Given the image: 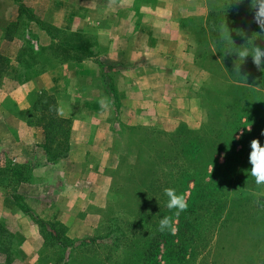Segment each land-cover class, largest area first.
Wrapping results in <instances>:
<instances>
[{"label": "trees", "instance_id": "1", "mask_svg": "<svg viewBox=\"0 0 264 264\" xmlns=\"http://www.w3.org/2000/svg\"><path fill=\"white\" fill-rule=\"evenodd\" d=\"M222 3L223 6L209 10L206 39L211 46L207 45L195 60L211 79L228 84L224 99L215 97L213 101L214 107L223 113L215 111L214 114L212 110L199 129L180 126L165 134L164 148L150 143L146 144L147 152L138 146L139 155L135 152L132 161L123 158L117 168L121 181L117 184V207H108L106 227L96 226L92 236L80 240L69 239L62 224L44 221L22 204L28 199L18 189L26 181L28 167H0V188L42 238L39 264L47 261L54 264H225L216 257L208 260L220 241L246 238L250 246L260 231L264 233V189L257 187L250 175L249 162L251 142L257 140L264 146V66L255 65L251 56L242 61L235 53L228 52L252 46L264 50V30L254 21L252 0H223ZM20 10L26 11L22 6ZM224 26L232 40L226 35L222 37V30L227 33ZM52 29L59 34L63 32L52 27L43 29L55 41ZM63 48L65 53L74 51L92 56L87 46ZM37 49L40 54L37 58L33 46L25 50L29 62H20L24 67L18 68L27 71L39 67L37 74L45 72L48 60L40 58L56 49L52 46ZM2 72L4 62L0 60ZM37 97L24 113L28 114L25 123L42 129L40 147L47 163H55L68 151L71 122L58 116L53 97L46 93ZM243 120H248L246 130H243ZM241 129L243 134L237 141ZM165 188H175L185 198L188 207L179 216L165 206ZM164 216L171 217L174 232L157 230ZM22 239L20 233L0 223V264L21 259ZM253 264H264V257Z\"/></svg>", "mask_w": 264, "mask_h": 264}, {"label": "crops", "instance_id": "2", "mask_svg": "<svg viewBox=\"0 0 264 264\" xmlns=\"http://www.w3.org/2000/svg\"><path fill=\"white\" fill-rule=\"evenodd\" d=\"M202 1L196 0L195 7V0H0V51L4 47L7 50L10 45L21 48V39L29 34L35 36V41L50 42L37 23L42 21L67 33L97 36V47L102 52L99 60L105 67L117 68L113 90L118 110L105 100L107 81L93 74L97 64L90 59L51 64L45 72L29 80L20 76L0 97V120L6 115L28 110L29 95L33 92L36 96L46 93L53 97L58 116L71 122L68 151L55 163H47L44 152L41 155L39 140L29 141V153L15 159L16 163L32 164L28 166L26 181L20 185L18 193L28 199L46 201L40 218L63 224L69 239H82L93 234L95 221L89 215L83 217L79 213L83 211V205H100L101 201L94 203L88 194L104 199L109 189L107 172L114 170L121 158L129 162L134 159L135 149L122 130L136 126L141 118L147 124V116L153 107L162 105L159 110H166L163 105L169 96L164 89L166 84L176 80L182 83L194 81L192 76L179 75L194 71L193 45L184 26L172 22L196 17ZM114 2H117L115 8ZM21 6L33 9L35 18L32 16L26 22L19 14ZM7 39L10 45H7ZM18 66L24 67V64L17 63ZM17 70L23 72L21 75L26 72ZM172 70L176 74H171ZM93 77L95 82H90ZM75 78H86L87 82L77 86L72 84ZM108 92L112 94L110 90ZM195 98L183 97L188 106H183L184 110L191 108ZM113 114L117 121L111 128L108 117ZM5 130L4 137L8 141L14 139V135L19 137L23 130L33 132L20 121L16 128ZM32 152L38 153L37 162H29ZM68 194L87 195V198L79 199L82 204L68 205ZM4 207L16 211L9 199L1 197L0 217L2 211L4 216L7 215ZM16 221L15 226H19L22 233L23 251L32 256L30 264H37L40 237L27 217L20 215ZM50 263L54 264L53 261Z\"/></svg>", "mask_w": 264, "mask_h": 264}, {"label": "rangeland", "instance_id": "3", "mask_svg": "<svg viewBox=\"0 0 264 264\" xmlns=\"http://www.w3.org/2000/svg\"><path fill=\"white\" fill-rule=\"evenodd\" d=\"M196 2V0H195ZM223 0H203L200 6V10L197 11L196 17H187L185 18L184 22H172L174 24H180V26H184L185 30L189 34L190 40L193 45V51H191V57L193 58V61L195 62V68L194 71H185L179 75L182 76H192L194 81L188 80L185 83L179 82L176 80L175 82H170L166 84V87L164 88L166 92L169 93V96L166 97V99L163 102L164 107H166V110H159V108L162 105H159L157 107L152 108V112L150 116H147V124L143 123V118L138 119V123H136L134 127L128 129V130H122L127 136L128 141L130 145L133 146L135 149V152L139 155V147L144 150V152L148 151V148L146 147V144L150 143H156L159 148H164L166 146V136L165 134L172 133L175 129H177L180 126H185L188 129L196 130L199 129L207 120V115L211 116V111L213 110V113L215 114V111L218 113H223V110H217L218 108L214 107L215 103L213 102L215 100V97L218 99H224V94H226V90H228V84L221 81L220 79L214 78L211 79L209 73H207L205 70L202 69L201 65L196 62L195 57H200V54L202 51L208 46H211L209 42H207V16L209 13V10H215V8H219L223 6ZM108 5V4H107ZM117 6V2L113 3V7L115 8ZM195 7H197V2L195 3ZM26 11L20 10V15L24 17L27 22L28 19L34 17V10H30V8H25ZM200 12V15H198ZM33 16V17H32ZM35 18V17H34ZM36 20V19H35ZM174 21V20H173ZM37 23H40L42 28L48 29L49 27L55 28L51 26L48 23L38 21ZM33 26V25H32ZM11 28V27H10ZM57 29V28H56ZM59 30V29H58ZM53 35L55 36V41H41L40 39L35 41V36H32L29 34L28 36H23L21 39V48H18L17 46L14 47V45H10V42L7 41V45H10L7 50L4 47L0 51V60L4 62V72L0 74V97L4 96L7 91H9V88L18 80V76H23L27 80L31 79L34 75H36L39 71V67L31 68V70H27L24 72V74L21 75L23 72H19L16 69L17 63L19 62H29V55L25 50H28L30 46L34 47L35 51V58H37L40 54L37 48L39 47H55L54 52H47L44 57L40 58V60H48L49 65L53 64H61L64 62H76L75 60H93L97 64V70L93 72L95 76L97 74L100 78L105 79L107 82L108 90L112 92H108L107 90V98L110 102V106L114 108V110H118V101L117 97L115 96V91L113 90V78L117 75V68L114 67H105L101 61L99 60L100 52L98 50L97 44V36L93 34H79L75 33H67L63 32V34H59L57 32H53V29L50 30ZM61 31V30H60ZM41 43H40V42ZM40 43V44H39ZM45 43V44H43ZM83 46V48H86V46L89 48V52H91L92 56L87 57V54L82 52H64L65 49L63 48L68 47L70 49L71 47H77V46ZM208 45V46H207ZM63 46V47H61ZM31 54V53H30ZM33 55V54H32ZM39 59V58H38ZM207 60V59H206ZM79 61V62H81ZM201 62V60H199ZM209 61H206L205 63H208ZM22 64V63H21ZM24 64V63H23ZM49 65L47 66V68ZM52 65V66H53ZM208 65V64H207ZM47 70V69H46ZM70 71H73L72 69ZM19 72V73H18ZM75 74V72H72ZM178 73V72H177ZM171 74H176L174 71H171ZM155 76V73H154ZM99 79V78H98ZM96 78H91L90 82H95ZM87 82L86 78H82L81 80L78 78H75L72 80V84H76L78 86L79 83L85 84ZM162 89V88H161ZM163 90V89H162ZM196 97V102H191L192 106L189 108V110H184L185 106H187V101H183V97ZM47 97V96H46ZM38 98L35 93L31 92L28 99V104L31 105V103L35 102ZM41 100V99H39ZM155 101V105H156ZM195 104V105H193ZM184 106V108H183ZM188 107V106H187ZM116 108V109H115ZM158 108V109H157ZM168 108V109H167ZM157 109V110H155ZM191 109V110H190ZM216 109V110H215ZM27 110L16 114V115H6L3 119L0 120V137L2 139V143L0 144V167L2 168H9L13 165L18 166H31L32 164H20L16 163L15 159L18 160V157L21 156L22 158L29 153V148L27 147L29 141H42L43 139V131L39 126H28L25 121L28 119V114H24ZM114 115V114H113ZM109 116L108 119L111 123V128H113L114 125H116V115ZM31 117V116H30ZM19 121L21 124L27 126L28 128H32L33 132L29 130L27 132L26 130H23L19 137H15L14 139H5L4 137L6 135L5 129H13L16 128L19 124ZM24 121V122H23ZM248 120H243L244 128L243 130L248 129L247 128V122ZM144 124L147 125V127H144ZM161 128V129H160ZM35 129V130H34ZM243 130L239 132L237 136V141L240 140V136L243 134ZM101 131L100 133H102ZM153 134V135H150ZM9 138V137H8ZM153 141V142H152ZM13 143V144H12ZM18 144V145H17ZM1 146H4L1 148ZM139 146V147H138ZM149 146V145H148ZM4 148V149H3ZM28 148V149H27ZM237 149H241V146L238 145ZM4 150V151H2ZM43 152L41 150V155H43ZM33 158L29 160V162H37L38 153L32 152ZM136 154V156H138ZM123 158L119 160V163ZM136 160V157H135ZM219 162L222 163V158L219 157ZM33 163V162H32ZM132 165V164H131ZM119 166V164H118ZM118 166L112 170L107 172L108 177V184L109 189L107 190L106 195L104 196V199L101 198V196H91V194H88L89 197L93 200L94 203L100 202V205H83L85 206L83 211L79 213V215H82L83 217L89 215L93 218L94 222V228H93V234L95 233L96 226L100 227H106L105 221L107 218H109V208L110 207H117V184H120L121 181L117 176V168ZM191 187V186H190ZM261 189H264V186H257ZM188 192L186 193V195ZM22 197H25L23 194H20ZM7 198L5 196V191L0 188V198ZM28 199L27 197H25ZM87 198L86 196H77L75 194H68L67 195V204H82L79 199ZM8 199V198H7ZM34 200V201H33ZM87 202V201H85ZM84 202V203H85ZM104 202V203H103ZM23 205H26L35 216H39L40 218V212L43 209V207L47 204L46 201L41 199H34L30 198L27 200V203L22 202ZM109 207V208H108ZM108 208V212H107ZM4 209H7L4 207ZM20 217L19 212L12 211L7 209V215L4 216V213L2 211V216L0 217V223L4 222L6 226L12 230L13 232H18L22 235L21 229L19 226H15V222L17 218ZM43 220V219H42ZM45 221V220H44ZM51 222V221H47ZM58 222V221H53ZM59 223V222H58ZM61 224V223H60ZM63 225V224H62ZM64 226V225H63ZM65 227V226H64ZM66 228V227H65ZM36 229V228H35ZM104 229V228H103ZM37 231V229H36ZM38 233V232H37ZM92 234V235H93ZM39 235V234H38ZM91 235V236H92ZM40 237V235H39ZM83 239V238H82ZM226 242L218 243L217 249L215 248L211 251V255L209 256L208 260L216 259L219 262H224L225 264H253L256 259H261L264 257V233H261V231L258 233L257 240H251V244L249 245V242L246 240V238L238 239L236 242H231L230 238H226ZM80 240V239H75ZM33 245V244H32ZM42 245V238L40 237V249ZM39 249V251H40ZM23 250V249H22ZM38 251V252H39ZM49 258H52V253L49 255ZM32 261V256L30 254H26L24 251L21 254V259L17 262H11L10 264H30ZM37 264H39V257ZM43 264H51L50 262H44Z\"/></svg>", "mask_w": 264, "mask_h": 264}, {"label": "clouds", "instance_id": "4", "mask_svg": "<svg viewBox=\"0 0 264 264\" xmlns=\"http://www.w3.org/2000/svg\"><path fill=\"white\" fill-rule=\"evenodd\" d=\"M240 2V0H237ZM252 7L255 9L254 12V21L255 23L264 30V0H252ZM227 33L222 30V37L230 39L229 37V30L226 26ZM232 40V39H230ZM229 53H235L238 56V59L244 61V59L248 56L252 57V60L255 65L258 67L264 66V50H261L258 47H251V48H241L238 51L232 52L228 51ZM238 70V65H237ZM251 152L249 154V162L251 164L250 168V175L254 178L255 184L258 186L264 185V146L257 140H253L251 142ZM164 196L167 197L166 200V207L167 209L175 210V215L179 216V214L186 210L188 204L185 198L182 195L177 194L175 188H165L163 190ZM157 230L161 233L171 230L172 232L175 231V228L172 226L171 217L164 216L162 217L157 226Z\"/></svg>", "mask_w": 264, "mask_h": 264}]
</instances>
